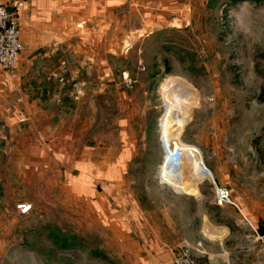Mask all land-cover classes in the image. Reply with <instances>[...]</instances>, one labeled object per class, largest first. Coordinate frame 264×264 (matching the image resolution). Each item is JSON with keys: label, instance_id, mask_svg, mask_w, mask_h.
Wrapping results in <instances>:
<instances>
[{"label": "crops", "instance_id": "0c3cea01", "mask_svg": "<svg viewBox=\"0 0 264 264\" xmlns=\"http://www.w3.org/2000/svg\"><path fill=\"white\" fill-rule=\"evenodd\" d=\"M1 1L10 11L23 4L18 21L24 49L14 73L0 72V232L7 236L29 226L61 230V219L69 229L79 203L104 230L103 244L113 253L109 261L148 264L137 237L138 214L124 195L142 126L137 81L142 55L156 51L157 39L167 45L172 30L187 32L188 22L214 20L221 0ZM236 115L217 117L221 123ZM258 123L236 141L245 142L251 162L263 168L250 142L263 129L264 117ZM220 128L213 132L224 133ZM179 161L192 179L197 158ZM251 183L252 192L264 194L263 175ZM22 204L31 206L25 215L16 210ZM246 208L251 216L258 212ZM144 246L160 264H169L172 255Z\"/></svg>", "mask_w": 264, "mask_h": 264}, {"label": "rangeland", "instance_id": "374dc122", "mask_svg": "<svg viewBox=\"0 0 264 264\" xmlns=\"http://www.w3.org/2000/svg\"><path fill=\"white\" fill-rule=\"evenodd\" d=\"M227 2L221 0L214 20L188 22L187 32L172 30L167 45L157 39L156 51L142 55L137 78L142 126L136 134V156L126 171L124 195L138 214L141 245L157 254L173 257L187 250L200 264H264V245L243 218L264 235V194L251 191V179L264 177V167L255 166L245 142L236 141H242L253 124L260 126L264 117V106L255 100L264 85V0L224 5ZM180 24L173 21L172 26ZM176 77L182 85H171ZM166 103L177 116L170 143L187 141V147H197L215 185L230 191L243 216L233 205L215 206L210 179L190 192L184 176L190 177L179 160L166 173L174 187L160 179L167 139L159 119ZM219 112L237 115L219 123ZM219 124L224 133L213 132ZM256 135L263 148L264 127ZM247 205L258 212L251 216ZM70 220L69 229L66 220H60L62 231L35 226L7 236L1 231L0 264H116L109 261L113 253L105 248L104 230L90 209L76 204ZM68 240L75 246L65 249Z\"/></svg>", "mask_w": 264, "mask_h": 264}, {"label": "built area", "instance_id": "2783aa9c", "mask_svg": "<svg viewBox=\"0 0 264 264\" xmlns=\"http://www.w3.org/2000/svg\"><path fill=\"white\" fill-rule=\"evenodd\" d=\"M23 4L21 2L17 3L16 9L17 11H10L8 8L2 3L0 0V72H7V73H14L16 69L18 57L20 53L24 49V45L20 39V25L18 21V11L22 8ZM187 145V144H186ZM184 143L176 144V146H172V154L174 156H186V146ZM163 147V156H162V163H166L169 155H167L168 148L166 149ZM196 148V147H194ZM199 150L196 148L189 153V159L192 156L197 157ZM201 156V153L198 154ZM202 158V157H201ZM198 166L202 169L205 174V178L201 181L209 180L212 181V184L215 189V196H214V204L215 206L222 208L227 205H233L237 209L238 207L233 203L230 191L225 187H219L215 185L214 180L211 176L210 171L206 168L203 163L202 159H199ZM200 181V182H201ZM199 182V183H200ZM199 183H197V188L199 189ZM197 189V191H198ZM31 209L30 205H17L16 210L19 214L25 215ZM241 213V211L238 209ZM243 216V214L241 213ZM246 223L252 229V231L257 236V240H259L264 245V235H260L254 226L243 216ZM169 264H200L196 261L187 250L181 251V253L171 257Z\"/></svg>", "mask_w": 264, "mask_h": 264}, {"label": "bare ground", "instance_id": "6f19581e", "mask_svg": "<svg viewBox=\"0 0 264 264\" xmlns=\"http://www.w3.org/2000/svg\"><path fill=\"white\" fill-rule=\"evenodd\" d=\"M175 84H181L179 81H178V78H174L172 81H171V85H175ZM182 85V84H181ZM177 116L176 114L173 113V108L172 106L169 104V103H166V105L164 106V110H163V114L160 116V119H159V125H161L163 123L164 125V130L166 131L165 134H164V137L167 139V143L165 144L166 146H164L166 149L168 148V152H167V155H169L168 159H167V162L166 163H162V170L160 172V179L163 178V181L165 179V183H167L168 185H170L172 183V180L171 178L169 177V175L167 176L166 173H171L172 170H173V162H175L177 159L179 160L181 157L179 156H174L172 154V146H176V144H172L170 143V140H171V131L173 129V125L175 123V120H176ZM178 144V143H177ZM186 147V151H185V157H187L189 155V153L191 151H193L194 149L191 148V147ZM199 154V152H198ZM197 154V160L199 162V159H202L201 156H199ZM195 157V156H194ZM188 159V158H187ZM198 162H197V170H195L194 168V172L192 173V179H184L185 183L184 185L188 186V189L190 190V192H197V183H199L203 178H205L204 176V172L202 171V169L198 166ZM166 171V172H165ZM162 172H165V174L163 175ZM178 185V184H177ZM176 185V187H178ZM183 185V186H184ZM192 185V186H191ZM182 186V187H183Z\"/></svg>", "mask_w": 264, "mask_h": 264}, {"label": "trees", "instance_id": "16d2710c", "mask_svg": "<svg viewBox=\"0 0 264 264\" xmlns=\"http://www.w3.org/2000/svg\"><path fill=\"white\" fill-rule=\"evenodd\" d=\"M239 2H260V0H230V4H235V3H239ZM262 76H264V73H262ZM255 100L257 102H259L260 104H262L264 106V85L260 88L259 93L256 95ZM259 137H256L252 140L253 142V146L256 148V152L257 154L264 158L263 152H264V147L260 148L259 147Z\"/></svg>", "mask_w": 264, "mask_h": 264}, {"label": "water", "instance_id": "95a60500", "mask_svg": "<svg viewBox=\"0 0 264 264\" xmlns=\"http://www.w3.org/2000/svg\"><path fill=\"white\" fill-rule=\"evenodd\" d=\"M177 23L179 24L180 22L177 21ZM142 250L147 258L148 264H160L159 260L154 256V254L147 247L142 245Z\"/></svg>", "mask_w": 264, "mask_h": 264}]
</instances>
